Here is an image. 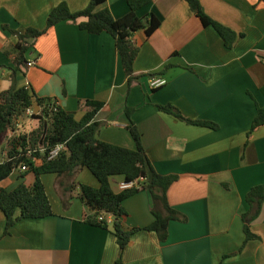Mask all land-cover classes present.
<instances>
[{
    "label": "crops",
    "instance_id": "obj_1",
    "mask_svg": "<svg viewBox=\"0 0 264 264\" xmlns=\"http://www.w3.org/2000/svg\"><path fill=\"white\" fill-rule=\"evenodd\" d=\"M127 1L107 0L96 11L108 9L120 19L129 11ZM196 1L210 19L242 37L227 49L185 1L149 0L137 16L153 14L160 25L149 37L143 31L132 35L139 52L133 64L136 79L128 90L114 39L81 31L70 21L36 38L24 63L15 64L17 38L11 31H42L59 4L76 13L90 0H0V93L12 84L27 87L35 98L57 102L76 121L89 111L85 101L100 102L103 107L94 118L99 140L134 150L126 129L125 110H131L130 120L155 172L176 177L166 198L182 219L169 221L163 242L143 230L161 205L153 204L146 191L123 202L122 228L139 231L122 251V264H264V199L250 223L258 240L244 242L242 221L246 194L264 185V126L248 134L257 108H264V1ZM29 61L35 65L26 67ZM152 78L166 83L152 90ZM158 106H171L183 118L210 122L216 129L187 124ZM30 109L41 111L35 101ZM37 126L27 116L15 120L0 143V162L7 159L13 130L28 135ZM73 175L41 176L52 216L22 219L4 234L0 212V264H115L119 247L112 225L104 230L86 224L89 209L65 189L73 181L92 188L98 182L84 168ZM33 182L32 172L18 168L0 182V190ZM123 182L112 178L113 192L120 193Z\"/></svg>",
    "mask_w": 264,
    "mask_h": 264
},
{
    "label": "trees",
    "instance_id": "obj_2",
    "mask_svg": "<svg viewBox=\"0 0 264 264\" xmlns=\"http://www.w3.org/2000/svg\"><path fill=\"white\" fill-rule=\"evenodd\" d=\"M106 1L90 0L84 10L76 13H71L67 5L61 3L49 13L44 30L27 29L24 33L11 31L17 38L16 66L24 63V56L36 38L55 25L70 21L81 31L92 35L107 33L114 39L129 90L136 79L133 64L139 52L131 40L132 35L143 31L149 37L158 29L160 22L153 14L142 18L137 16V11L149 3V0H128L129 11L120 19H114L108 9L96 11L97 7ZM183 1L203 27H211L216 31L227 49H231L237 38L242 37L205 15L198 1ZM33 101L41 107V112L32 116L38 121V126L28 135L20 134L10 139L6 144L7 159L0 163V182L22 166L27 168L25 173L32 172L34 175V182L30 187L21 183L11 191L0 190V212L5 217L4 234H8L9 230L22 219H42L53 215L41 176L51 174L70 179L77 169L84 168L95 177L98 187L92 188L73 181L65 189L70 198L73 197V192L77 191L75 197L89 209L90 214L84 218L86 224L106 230L108 229L106 218L108 215L113 216L112 231L119 247L115 264H122V251L131 235L139 231L135 229L126 232L122 228L121 220L127 215L123 202L140 191L149 193L153 204H160L162 208V211H152L154 220L143 230L154 232L159 241H165L169 221L182 219L181 215L171 208L166 198L167 190L176 181V177L162 176L155 172L142 146L141 134L130 120L131 110H125L130 121L126 129L134 141V150L99 140V125L94 118L103 107L102 103L85 101L84 105L89 111L81 120L76 121L72 113L61 108L53 112L51 100L35 98L27 87L17 88L12 84L8 90L0 93V143L12 128L14 121L24 117L25 110L31 107ZM158 109L187 124L216 129L213 123L183 118L179 111L171 106H158ZM261 126H264V108H257L248 134ZM41 143L44 147L48 146L47 148L65 143L66 149L56 159L48 161L46 151L43 153L40 151ZM28 151L32 153L28 155ZM115 177H121L125 183H132V187L120 193L113 192L111 179ZM263 199L264 185L251 188L245 196L248 211L242 215L244 242L259 239L251 233L250 223L259 214Z\"/></svg>",
    "mask_w": 264,
    "mask_h": 264
},
{
    "label": "built area",
    "instance_id": "obj_3",
    "mask_svg": "<svg viewBox=\"0 0 264 264\" xmlns=\"http://www.w3.org/2000/svg\"><path fill=\"white\" fill-rule=\"evenodd\" d=\"M26 67H28V68H30V67H32V66H34L35 65V62L34 61H29V62H26ZM166 82L163 80V79H161V78H152L151 80H150V88L152 89V90H156V89H158V88H160V87H162L164 84H165ZM53 102V104H52V111L53 112H56L57 111V109L59 108V106H58V103L57 102H55V101H52ZM41 112V111H40ZM39 112V113H40ZM35 115H38V114H33L32 113V111H31V109H30V107L29 108H27L26 110H25V112H24V117L25 116H27V117H29V118H32V116H35ZM13 125H14V123H13ZM17 126V125H16ZM15 126V127H16ZM12 128H13V126H12ZM18 135H20V134H18V132H17V130L15 129V130H13L11 133H10V136H11V138L10 139H12L13 137H15V136H18ZM44 145H43V143H41V152L43 153V151H46V154H45V156H46V159L48 160V161H50V160H54V159H56L58 156H59V154L61 153V152H63L65 149H66V147H65V143H63V144H57V145H55L54 147H50V148H47L48 146H46V147H44ZM47 148V149H46ZM32 153V151H28L27 152V154L28 155H30ZM1 163V162H0ZM20 170L22 171V172H26L27 171V168L25 167V166H22V167H20ZM132 183H125V182H123V183H121L120 184V189H121V191L122 190H125V189H128V188H130V187H132ZM99 220H102L101 218H99ZM106 221H107V224L108 225H112V222H113V216L112 215H108L107 216V218H106Z\"/></svg>",
    "mask_w": 264,
    "mask_h": 264
},
{
    "label": "rangeland",
    "instance_id": "obj_4",
    "mask_svg": "<svg viewBox=\"0 0 264 264\" xmlns=\"http://www.w3.org/2000/svg\"><path fill=\"white\" fill-rule=\"evenodd\" d=\"M0 156H1V154H0ZM76 195H77V191H74L73 196L75 197Z\"/></svg>",
    "mask_w": 264,
    "mask_h": 264
}]
</instances>
